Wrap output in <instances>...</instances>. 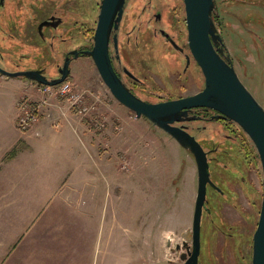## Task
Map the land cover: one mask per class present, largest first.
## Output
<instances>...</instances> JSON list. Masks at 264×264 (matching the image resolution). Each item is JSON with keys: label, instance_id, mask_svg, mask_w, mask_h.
Returning <instances> with one entry per match:
<instances>
[{"label": "rangeland", "instance_id": "rangeland-1", "mask_svg": "<svg viewBox=\"0 0 264 264\" xmlns=\"http://www.w3.org/2000/svg\"><path fill=\"white\" fill-rule=\"evenodd\" d=\"M97 1L90 0L89 8L94 10ZM8 4L0 16L4 22L10 10L15 15L10 17L11 34L0 38V67L7 71L37 67L54 74L59 54L82 44L93 45L95 11L66 46L56 48L59 40H55L50 48L38 41L35 27L40 18L33 12L35 2ZM124 4L117 53L114 48L112 53L118 54L115 62L131 90L157 102L202 89V72L183 73V55L155 32L162 27L189 51L182 0H126ZM158 10L161 19L155 21ZM244 13L241 23L229 20L222 37L240 80L264 107V17L260 18L253 4ZM123 67L140 81L133 84ZM68 77L77 90L98 96L97 110L91 116L100 118L104 126L95 129L84 116L91 124L84 125L88 150L85 140L76 137L81 159L66 158L58 146L52 154L57 167L48 169L46 162H40L41 173L36 176L24 169L16 179H9L7 191L0 194V239L6 240L0 264L179 263L181 252L192 243L197 187L192 154L118 102L89 55L71 62ZM3 99L0 95V103ZM75 118L83 119L78 114ZM185 123L208 152L209 172L219 188L207 190L198 264H251L252 235L262 198L256 148L242 128V132L234 126L226 128L214 120ZM51 212L52 233L41 235Z\"/></svg>", "mask_w": 264, "mask_h": 264}, {"label": "water", "instance_id": "water-1", "mask_svg": "<svg viewBox=\"0 0 264 264\" xmlns=\"http://www.w3.org/2000/svg\"><path fill=\"white\" fill-rule=\"evenodd\" d=\"M124 2L125 0H101L92 37L93 45L81 53L91 57L102 81L118 102L132 110L136 117L143 116L168 133L193 156L196 164L197 187L191 227L192 243L188 254H180V259L183 260L181 264H198L201 217L206 201L207 184L219 189L210 178L206 150L185 126L176 124L183 120L199 119L200 116L188 115V110L196 107L216 111L217 113L211 118L222 117L236 122L249 136L257 150L262 170V198L257 225L252 235L251 264H264V107L240 80L229 54L224 57L221 50L216 47L217 35L211 15L213 0H183L187 44L192 57L201 69L204 86L193 94L157 102L144 100L133 93L123 83L112 65L109 36L112 28L118 27ZM113 43L117 53L116 33L113 35ZM71 52L76 56V51ZM118 57L116 54V58ZM68 65L69 60L66 57L63 66L59 69L61 75L53 79H48L42 70L36 69L7 71L0 67V74L56 85L67 78ZM124 71L130 77L137 79L127 68L124 67ZM179 247L176 246L177 249Z\"/></svg>", "mask_w": 264, "mask_h": 264}, {"label": "flooded vegetation", "instance_id": "flooded-vegetation-1", "mask_svg": "<svg viewBox=\"0 0 264 264\" xmlns=\"http://www.w3.org/2000/svg\"><path fill=\"white\" fill-rule=\"evenodd\" d=\"M8 1L10 2H16L17 4H21L26 1H32L35 2L34 4V14H39L38 18H40L36 24L35 30L36 34L38 37V41L40 43H43L44 45H49L50 48L54 46V41H58V48L59 46H66L69 41L71 40L73 33L76 31L78 32L79 29L82 30L83 24L85 21L88 20V15L93 14L94 11L97 12V16L99 13L100 9V2L101 0L97 1L95 3L94 10L90 9L88 6V3L90 0H0V16H3L2 10L3 9H9L10 5L8 4ZM152 1V0H151ZM183 2V0H182ZM264 0H213V6H212V21H213V27L215 30V33L217 35L216 37V47L217 49L221 50V54L225 57L227 54H229V51L227 50L226 44L223 40L222 34H223V29L225 26H228L229 20L234 19L238 22H242V17L246 13H244V8L249 7L251 4H253V7L256 8L258 12H260V18L264 17V4L262 3ZM126 3V0H125ZM33 5V4H32ZM13 7V5H11ZM125 7L126 5L124 4L123 6V12H122V17L123 18L125 14ZM184 7V4H183ZM2 8V10H1ZM8 12H6L7 14ZM185 15V12H184ZM35 15H32L33 17ZM7 19L3 22L0 21V38L1 37H6L8 34H11V27L9 23L11 22L10 17H15V15L12 14V11L10 10L9 13L6 15ZM34 19V17H33ZM155 21H160L161 19V10H158L156 14L154 15ZM97 20V19H96ZM261 21V19H260ZM44 22V23H43ZM185 25H186V18L184 20ZM120 23L121 20L118 24L117 29H113L110 32L109 36V54L111 56V61L112 65L118 74V76L121 78L123 83L131 90V87L127 85L126 80L121 74V71L119 69V66L115 62L116 59V54L112 53V48H114V43H113V35L116 33L118 35V30L120 28ZM39 24L41 26L39 27ZM96 26V22H95ZM95 29V27H94ZM159 31L161 35H163L166 40L175 48L177 51H179L183 57H184V63H183V73H187L188 71H192L194 69V72L197 73L201 71L200 67L192 57L190 50L189 51L185 50V47L179 45L177 43V39L175 38L174 35L170 34L168 31L163 29L162 27H158L155 29L156 31ZM163 31V32H162ZM187 32V28H186ZM167 34V35H166ZM118 40V37H117ZM82 44V43H81ZM90 49L88 47V44L84 45L82 44L81 46H78L77 48H70L64 51V53L61 55L59 54V57L56 60H60V62L57 64L56 72L54 74H50L45 71L43 68H37V67H31L30 69H36V70H42V73L48 78V79H53L57 78L61 75L59 72V69L63 66V62L66 57H68L69 60V73L70 74V65L71 62L83 55L81 52ZM71 51H76V56H74V53ZM115 51V48H114ZM2 52V51H1ZM116 53V52H115ZM3 54V52H2ZM1 55V54H0ZM187 56H188V61H187ZM230 56V55H229ZM231 58V57H230ZM232 60V58H231ZM1 63V61H0ZM233 63V60H232ZM198 67L200 70H198ZM126 68V67H125ZM128 69V68H127ZM129 70V69H128ZM130 71V70H129ZM122 72L127 75L124 71V67L122 68ZM131 72V71H130ZM133 73V72H131ZM134 74V73H133ZM67 75V77H68ZM130 79H132L133 84L138 83L140 79L136 76L137 79H134L127 75ZM132 91V90H131ZM133 92V91H132ZM134 93V92H133ZM173 99V98H172ZM199 113V114H198ZM217 113L216 111L205 108V107H196L188 110V115H196L200 116L199 119L195 120H209L213 114ZM191 120H183L180 122H177L176 124L178 125H183L185 128L188 130L187 124L185 122H189ZM189 131V130H188ZM192 134V133H191ZM207 152V151H206ZM207 158L210 166V159H209V154L207 152ZM210 173V172H209ZM211 178V175H210ZM212 180V178H211ZM208 187H211V185L207 184V190ZM207 194V192H206ZM203 214V211H202ZM191 250V248L189 249ZM181 253H189L188 250L185 252ZM183 260H181L177 264H181Z\"/></svg>", "mask_w": 264, "mask_h": 264}, {"label": "crops", "instance_id": "crops-1", "mask_svg": "<svg viewBox=\"0 0 264 264\" xmlns=\"http://www.w3.org/2000/svg\"><path fill=\"white\" fill-rule=\"evenodd\" d=\"M23 77H7L0 74V95L4 96L0 103V194L5 193L10 186L11 180L16 179L21 171H30L34 176L41 173L40 162H46L48 169L57 167V160L53 159V152H56L59 146L62 154L70 160L76 158L81 159L83 156L82 150L77 147V138L81 142L85 140L86 150L89 147L88 139L83 138L85 126L89 125V121L75 120V113L70 110L64 111L66 116L61 119L60 130H55L50 127L49 121L42 117L39 123L34 128L38 134L34 132L21 133L16 125V102L21 95L27 94L32 98L38 97L36 84L33 81L22 79ZM57 110L56 113L57 114ZM88 120V119H85ZM57 154V153H56ZM33 161L34 165H30ZM36 167L38 170H36ZM15 182L12 181V185ZM20 192V191H19ZM54 214L51 212L45 220V225L40 230V234L49 230L52 233ZM6 240L0 239V255H2V245ZM9 246V245H8Z\"/></svg>", "mask_w": 264, "mask_h": 264}, {"label": "built area", "instance_id": "built-area-1", "mask_svg": "<svg viewBox=\"0 0 264 264\" xmlns=\"http://www.w3.org/2000/svg\"><path fill=\"white\" fill-rule=\"evenodd\" d=\"M36 90L37 98L24 94L16 102V125L21 133L38 134L34 128L42 117H45L53 128L60 127V117L66 116L65 110H70L82 118L88 116L95 129L104 126L100 118L94 119L93 115L91 116L96 112L98 103V96L94 92L77 90L69 80L56 85L36 84ZM56 110L57 114H55Z\"/></svg>", "mask_w": 264, "mask_h": 264}, {"label": "trees", "instance_id": "trees-1", "mask_svg": "<svg viewBox=\"0 0 264 264\" xmlns=\"http://www.w3.org/2000/svg\"><path fill=\"white\" fill-rule=\"evenodd\" d=\"M68 79H69V77H67L65 80H63V82H65V81H68ZM199 114V113H198ZM209 120H214V121H216V122H222L223 123V125L226 127V128H232L233 126L234 127H236L237 129H239L241 132L243 131L242 129H241V127L236 123V122H234V121H232V120H229V119H226V118H222V117H217V118H210ZM83 121H87V120H85V119H83ZM232 126V127H231ZM231 131H233L234 132V130L232 129ZM242 133H244V135L249 139V141L253 144V142L251 141V139L249 138V136L243 131ZM197 139V138H196ZM254 145V144H253ZM256 153H257V150H256ZM257 155H258V153H257ZM259 157V156H258Z\"/></svg>", "mask_w": 264, "mask_h": 264}]
</instances>
